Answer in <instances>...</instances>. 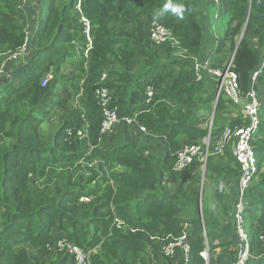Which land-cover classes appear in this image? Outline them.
<instances>
[{
  "label": "trees",
  "instance_id": "obj_1",
  "mask_svg": "<svg viewBox=\"0 0 264 264\" xmlns=\"http://www.w3.org/2000/svg\"><path fill=\"white\" fill-rule=\"evenodd\" d=\"M21 1L0 0V64L7 62L8 68V75H0V264H71L55 247L54 233L61 231L60 237L96 249L91 264H184L177 248L174 257L163 256L158 238L180 236L184 223L191 226L187 264H202L200 212L210 245L209 264H229L236 236L234 231L221 233L220 227L232 208L224 192L237 182L238 163L228 146L224 154L208 157L205 177L214 179L215 191L205 206L202 189L200 209L199 185L191 182L200 163L195 160L174 172L171 154L182 143H197L207 134V128L192 122L200 107L210 106L215 91L209 77L195 79L192 60L207 57L201 4L213 7L214 2L171 0L182 5L178 15L164 8L169 0H38L37 21L28 30ZM77 4L80 14L74 11ZM220 15L226 26L216 51L226 43L234 51L231 69L244 98L264 60V0H220ZM81 17L89 22L90 40L83 35ZM155 20L177 44L151 41ZM22 47L27 56L19 52ZM66 64L74 70L68 79L63 74ZM106 72L113 81H101ZM48 73L53 77L43 86ZM67 80L69 91L62 97L58 84ZM259 85L264 88V63L253 85L256 91ZM99 86L112 90L120 117L137 113L146 129L164 134L162 157L151 145L133 140L101 146L102 111L95 97ZM148 88L153 96L146 102ZM68 99L75 105L68 108ZM130 102L143 103L128 111ZM50 107L67 111L47 140L39 126ZM241 109L240 103L220 96L212 143L224 133L226 121L231 127L243 123ZM259 117L251 140L258 170L245 195L251 235L248 264H264V105ZM164 175L171 178V189H161ZM84 195L90 197L88 202L80 201ZM216 239L219 245L214 247ZM219 247V252L214 250Z\"/></svg>",
  "mask_w": 264,
  "mask_h": 264
},
{
  "label": "built area",
  "instance_id": "obj_2",
  "mask_svg": "<svg viewBox=\"0 0 264 264\" xmlns=\"http://www.w3.org/2000/svg\"><path fill=\"white\" fill-rule=\"evenodd\" d=\"M217 7L216 17L219 14L220 0H212ZM84 20L85 29L89 31L90 26L86 19ZM88 33V32H87ZM87 38L90 40L89 35ZM150 39L154 44L160 45L166 42L171 44H177V41L172 36V33L159 21L152 22L150 28ZM264 63V60H263ZM263 63L252 74V85L244 98L239 96V87L237 82L236 73L231 69L232 59H230L222 67H215L212 65L209 58L199 59L193 58L192 66L195 74V79L200 81L209 77L213 80L215 85V103L219 100L220 96L224 95L229 97L235 103H240V99H245V105L243 109V123L234 127L230 126V121L224 126V133L213 143L211 142V124L208 127V135L203 137L200 143L184 144L174 153L173 170L180 172L184 170L189 164L197 160L201 167L204 168L207 159L210 155H222L226 146L231 150L233 157L238 163L240 173L236 182L235 200L230 210L229 218L231 220L233 231L235 234V243L232 246L234 252V259L229 264H248L250 259V243L251 235L246 228V205L245 195L254 177V174L258 170L257 157L254 154L251 140L256 134L259 125V108L260 103L258 100V94L253 87L258 75L262 71ZM47 76L43 79V85L47 83ZM105 80V74L102 75L101 81ZM153 96V90L148 88L146 102H149ZM95 97L97 104L102 111V122L100 126V135H104L113 130L115 124L121 119H127L126 117H120L118 115L117 106L113 105V95L109 88L105 86H99L95 90ZM145 128L142 126L141 130ZM80 134V136H79ZM83 131L78 132V136L82 137ZM211 147V148H210ZM90 197L84 195L80 198L82 202H88ZM186 225V224H185ZM205 233V231H204ZM186 233L180 236L177 240L171 239L166 241L161 247V253L165 257H174L176 248L180 250L184 264H187L190 256V245L185 241ZM219 240L216 239L213 242V246L217 247ZM57 251L65 252L68 255L71 264H91L94 250H85L81 246L68 242L65 239L55 242ZM218 248H215L216 251ZM203 259L202 264L210 263V245L205 239L204 248L199 252Z\"/></svg>",
  "mask_w": 264,
  "mask_h": 264
},
{
  "label": "rangeland",
  "instance_id": "obj_3",
  "mask_svg": "<svg viewBox=\"0 0 264 264\" xmlns=\"http://www.w3.org/2000/svg\"><path fill=\"white\" fill-rule=\"evenodd\" d=\"M38 2H39L38 0H22L21 3L19 4L20 6H22L23 11H25L27 17L29 18V28H28V30H31L32 27H33V24L37 21V12L39 10V3ZM79 7H80L79 4H77V6L74 9V11L77 14H80L79 12H77ZM215 10H216V8L212 7V12H210L211 15H212L211 21L216 22L215 20H217V27H216V30H215V34H217L218 36H222V34L224 32V29H225L224 19H222V15L220 16L221 18L219 17L217 19H214ZM83 19H85V18L84 17L80 18V20L83 21V23H84ZM87 32L89 33L90 31H87L85 29V25H84V33L85 34H83V35L85 36L86 39H88L87 38V34H88ZM28 36H29V34H28ZM28 41H29V38H28ZM89 45H90V43H89V40H88L87 46H89ZM21 50H22L23 53H25V56L28 55V50L26 51L25 48H23V47L19 50V52ZM87 51H88V48H86V50H85V56L87 55ZM230 51L231 50H229V52ZM16 58H17V54L15 56H13V59L16 60ZM228 59L230 60L231 57H228L227 59H226V57L224 58L226 63L229 61ZM9 60H12V59H9ZM23 61H24V59L19 60V62H23ZM3 63L4 62L2 61L1 64H0V75L1 74L8 75L7 74L8 68L6 67L7 62L5 63L4 67H3ZM16 64H18V63H16ZM64 67H66L65 71L63 73L64 74V78L68 79V77H70L72 74H74V70L72 68H70L68 64L64 65L63 68ZM52 75H53L52 73H48V74H46L44 76V78H46L47 76H49V77H48L47 83L45 85L42 84L43 86H46L48 84V82L53 77ZM105 78L109 79V75L105 74ZM69 87H70V81L69 80H67L66 83L58 84V88L57 89H58L59 95L62 96V97H67V93L69 91ZM257 94H258V100H259L260 106L264 105V88L262 86H260V85L258 86ZM222 96H224V95H222ZM67 104H68V108H70L71 106L75 105L74 99H68ZM208 106L204 105L203 107L208 108ZM66 111H67L66 108L50 107V108L47 109V112L42 116L43 121H42V123L40 124L39 127H40V130H42L43 134L46 136L47 140H51L52 139V135L55 133L56 129H58L60 124L62 123L63 115L66 113ZM242 113H243V109H241V116H242ZM199 114L206 115L208 113H205L203 111L198 110L197 113H196V117L199 116ZM206 118H207V123L202 124V126H205L206 124H208L209 116L206 117ZM216 125H218V123H216ZM142 126L143 125L138 122L137 115H135V114L132 115V116H129L127 119H121L120 121H118L115 124V126H114V128H113V130L111 132L102 135V138H106V139H105L104 143L101 144V146L102 147H111V146H114V145H118V143H124V142H128V141L133 140V141H136V142L143 143L145 145H151L153 147V153H155V155H157V156L162 157L163 156V145L165 144V141L163 140V135L164 134H155L152 131L146 129L145 126H143L145 129L141 130ZM79 136H80V134H79ZM202 139L203 138H201L197 143H200L202 141ZM162 143H164V144H162ZM184 144H192V143L184 142L180 146H182ZM174 153L175 152L171 153L172 156H174ZM214 155H216V154H213L210 157H213ZM172 171H174L173 170V165H172ZM38 183L40 184L41 182L38 181ZM49 185H51V184H49ZM171 186H172L171 178H169L167 175H164L162 177L161 189L162 190L171 189L170 188ZM214 191H215V188H214ZM209 200H210V193L208 191H206L205 201H204V205L205 206H209V205H207ZM190 228H191L190 225L182 224V231H181V235L180 236H182L184 233L187 234L190 231ZM61 233H62V231L59 232V233H54L56 235L55 237H58V238H56V241L65 239L68 242H72L69 239H67L66 237H60ZM180 236L176 237V236H174L172 234H169V235H166L164 237H158L159 239H161L160 248L162 247V245L166 241L171 240V239L177 240ZM185 241L188 243V238H186ZM85 250H94V254L96 253V249L95 248H88V249H85ZM216 251H220V248H218ZM168 258H170V257H168Z\"/></svg>",
  "mask_w": 264,
  "mask_h": 264
},
{
  "label": "crops",
  "instance_id": "obj_4",
  "mask_svg": "<svg viewBox=\"0 0 264 264\" xmlns=\"http://www.w3.org/2000/svg\"><path fill=\"white\" fill-rule=\"evenodd\" d=\"M214 6L213 7L216 8V10L214 12V19H217V18H219L221 16L220 15V6H219V14H218L217 17L215 15L216 11H217V7H216L215 4H214ZM201 7H202V9H201V23H202V27H203V37H204V50H203V53L204 54L207 53V57L206 58L209 57L212 65L213 64H217V65H219L217 67H222L226 63L224 58L226 57V59H227L228 57H232V54H233L234 51L233 52H231V51L229 52V48H228L229 45L227 43L225 44V46L220 51H218V52L216 51V49H217V40L219 39V37H221V36H218L217 34H215V30H216V27H217V20H215L216 22L211 21L212 15H211L210 12H212V6H209V5L203 3V4H201ZM222 19H224V25L226 26V22H225L226 18L224 16H222ZM104 74H107V72L104 73ZM113 79H114V76L113 75H111V76L109 75V79H106V80L113 81ZM114 83H116V82H114ZM210 84H211L212 90H213V88L215 90V85L213 83V80H211V79H210ZM111 92H112V90H111ZM127 99H128V97H127ZM142 103L143 102H140L139 104H137L135 102H133V103L130 102L128 104V109L127 110L129 111L133 107L138 109V107ZM215 106H216V103H215V97H214V99L212 100V102L210 103V106L208 108H206V107H200L199 108V110H201V111H203L205 113H208V114H206V115L199 114V116H197L196 119H194L195 121L192 122L196 126L207 128L206 136L208 135V127H209V125L211 124V126H213L212 123H213V118H214ZM135 115H137V113H135ZM242 115H243V113H242ZM208 116H209L208 124H206L205 126H202V124L207 123V118L206 117H208ZM241 120L243 121L242 116H241ZM227 122L228 121H226V123ZM105 139L106 138H103V143H104ZM163 140L165 141V136L164 135H163ZM128 142H130V141H128ZM124 143H126V142H124ZM119 144H121V143H118V145ZM162 144H164V143H162ZM114 146H116V145H114ZM196 167L197 168H196L195 176L191 180V182H194V183L199 185L200 199H199L198 207L201 209L202 208V201H201L202 189L205 188V194H206V191H208L210 193V195L213 194L214 193V182H213L214 179L211 178V177H205L206 167L204 169L201 167V165L200 166L197 165ZM191 182H187L185 185L188 187ZM235 191H236V182H235L234 185H232L230 183V185L228 184L225 187V192L224 193H225V195L227 197L230 196L232 204H233V202L235 200V196H236ZM204 198H205V195H204ZM245 203H246V200H245ZM217 205H218V202H217ZM199 215H200L199 217H200V221H201L202 235L207 240V238H206V227H205V225L203 223L202 213L200 212ZM184 224H186V223H184ZM204 231H205V233H204ZM220 231H221V233H225L226 232L228 235L231 232H233V226H232L231 220L229 218L220 227ZM217 252H219V251H217Z\"/></svg>",
  "mask_w": 264,
  "mask_h": 264
},
{
  "label": "clouds",
  "instance_id": "obj_5",
  "mask_svg": "<svg viewBox=\"0 0 264 264\" xmlns=\"http://www.w3.org/2000/svg\"><path fill=\"white\" fill-rule=\"evenodd\" d=\"M164 8L165 9H171V11L172 12H174V13H176V14H180L181 12H182V5H178V4H173V3H171V0H169V2L168 3H166L165 5H164ZM128 118V117H127ZM205 167H206V165H205ZM204 167V168H205ZM203 168V169H204ZM89 197V196H88ZM161 249V248H160ZM249 262V261H248Z\"/></svg>",
  "mask_w": 264,
  "mask_h": 264
},
{
  "label": "water",
  "instance_id": "obj_6",
  "mask_svg": "<svg viewBox=\"0 0 264 264\" xmlns=\"http://www.w3.org/2000/svg\"><path fill=\"white\" fill-rule=\"evenodd\" d=\"M241 37H242V34H241V36H240V38H239V41H240ZM233 56H234V52H233V54H232L231 59L233 58ZM239 101H240V105H241V106H244V105H245V102H246L245 99H242V98H241Z\"/></svg>",
  "mask_w": 264,
  "mask_h": 264
}]
</instances>
